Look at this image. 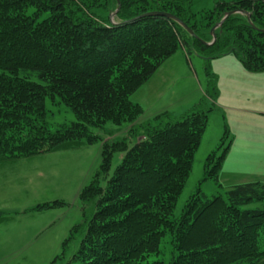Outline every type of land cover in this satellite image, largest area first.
I'll use <instances>...</instances> for the list:
<instances>
[{"label":"trees","instance_id":"16d2710c","mask_svg":"<svg viewBox=\"0 0 264 264\" xmlns=\"http://www.w3.org/2000/svg\"><path fill=\"white\" fill-rule=\"evenodd\" d=\"M118 2L0 0V162L92 144L93 129L127 123L124 138L101 144L100 169L78 195L94 202V212L72 227L61 256L83 230L72 264H166L160 247L167 240L168 264H264L262 182L233 185L225 198L196 194L170 218L211 109L202 100L179 116L138 120L143 110L131 101L177 50L206 61L233 54L246 71L264 72V0H218L196 13L189 0ZM155 12L175 16L195 38L173 20L147 16ZM215 93L212 87L209 98ZM47 98H58L76 121L51 131ZM227 150L207 157L204 178L218 184ZM113 153L122 158L109 177Z\"/></svg>","mask_w":264,"mask_h":264},{"label":"rangeland","instance_id":"374dc122","mask_svg":"<svg viewBox=\"0 0 264 264\" xmlns=\"http://www.w3.org/2000/svg\"><path fill=\"white\" fill-rule=\"evenodd\" d=\"M189 1L196 13L213 9L218 0ZM94 12L107 16L103 10ZM212 87L216 93L209 98ZM202 100L204 110L211 111L172 219L181 215L196 194L209 200L215 196L225 198L233 185L264 183V72L246 71L233 54L206 61L177 50L131 97L143 110L138 120L151 119L164 111L179 116ZM45 106L51 131L76 121L70 108L58 98H47ZM128 128L127 123H108L92 130L98 137L92 144L0 164V264H72L83 230L75 234L63 256L62 243L72 227L89 221L94 212V202L83 204L78 195L100 169L102 142L121 140ZM222 138V147L216 151ZM227 145L217 184L204 178L206 159L214 151L220 155ZM121 158V153H113L109 177ZM54 202L59 204L33 210ZM167 242L160 247V257L166 264L171 259Z\"/></svg>","mask_w":264,"mask_h":264},{"label":"water","instance_id":"95a60500","mask_svg":"<svg viewBox=\"0 0 264 264\" xmlns=\"http://www.w3.org/2000/svg\"><path fill=\"white\" fill-rule=\"evenodd\" d=\"M116 2H117V4L119 5V2H118V0H116ZM118 9H119V7L117 8V10L111 15V18L112 17H114L115 15H116V12L118 11ZM234 13H236V12H228V13H226L225 15H224V17L222 18V20L215 26V27H213L212 29H211V31H210V33H211V35H212V41L210 42V43H205L206 45H208V46H210L211 44H213L214 43V41H215V34H214V30L217 28V27H219V26H221V24L223 23V21L228 17V16H230L231 14H234ZM146 16V15H145ZM147 16H159V17H164V18H166V19H170V20H173V21H175L176 23H178L190 36H192V37H194L195 38V36H194V34H193V32L185 25V24H183L178 18H176L175 16H173V15H170V14H168V13H162V12H155V13H150V14H148ZM261 32H263L264 33V31H261Z\"/></svg>","mask_w":264,"mask_h":264},{"label":"crops","instance_id":"0c3cea01","mask_svg":"<svg viewBox=\"0 0 264 264\" xmlns=\"http://www.w3.org/2000/svg\"><path fill=\"white\" fill-rule=\"evenodd\" d=\"M15 162H0V164H8V163H15Z\"/></svg>","mask_w":264,"mask_h":264}]
</instances>
